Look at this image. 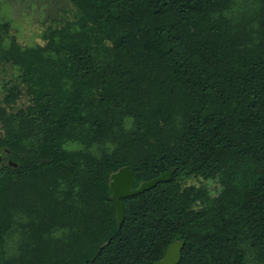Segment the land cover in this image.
I'll list each match as a JSON object with an SVG mask.
<instances>
[{"label": "trees", "instance_id": "obj_1", "mask_svg": "<svg viewBox=\"0 0 264 264\" xmlns=\"http://www.w3.org/2000/svg\"><path fill=\"white\" fill-rule=\"evenodd\" d=\"M66 2L43 43L0 42L20 71L0 104V264H156L179 241L175 264H264V0ZM125 166L134 187L172 176L121 197V221Z\"/></svg>", "mask_w": 264, "mask_h": 264}, {"label": "rangeland", "instance_id": "obj_2", "mask_svg": "<svg viewBox=\"0 0 264 264\" xmlns=\"http://www.w3.org/2000/svg\"><path fill=\"white\" fill-rule=\"evenodd\" d=\"M69 3L66 0H0V42L9 44L14 36L22 46L43 43V33L50 20L62 14V8ZM71 48L86 47L88 43L71 41ZM19 69L11 62L0 58V104H4L7 81L19 82ZM26 105L27 96L19 100ZM9 111V109H8ZM5 132L4 122L0 117V138ZM195 184L208 189L212 195L217 194L220 187L215 180H205L199 177L187 178L184 185Z\"/></svg>", "mask_w": 264, "mask_h": 264}, {"label": "water", "instance_id": "obj_3", "mask_svg": "<svg viewBox=\"0 0 264 264\" xmlns=\"http://www.w3.org/2000/svg\"><path fill=\"white\" fill-rule=\"evenodd\" d=\"M172 176V171H168L161 176L153 178L151 180L143 181L138 187H134L136 179L134 171L130 167H123L112 175L110 187L112 189V195L116 199L117 210L120 220L122 221L125 216V209L121 201V197L133 195L152 187H155L159 182L168 180ZM183 241L174 242L168 246L167 252L162 261L156 262V264H175L178 260V256L181 252Z\"/></svg>", "mask_w": 264, "mask_h": 264}]
</instances>
